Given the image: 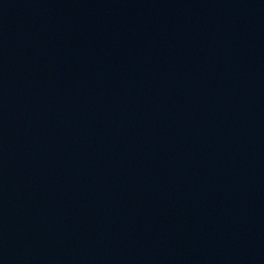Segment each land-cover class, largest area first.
Listing matches in <instances>:
<instances>
[{
    "label": "water",
    "instance_id": "95a60500",
    "mask_svg": "<svg viewBox=\"0 0 264 264\" xmlns=\"http://www.w3.org/2000/svg\"><path fill=\"white\" fill-rule=\"evenodd\" d=\"M0 264H264V0H0Z\"/></svg>",
    "mask_w": 264,
    "mask_h": 264
}]
</instances>
